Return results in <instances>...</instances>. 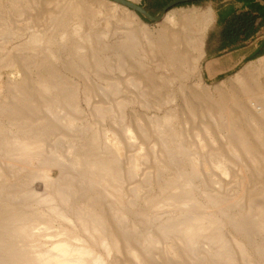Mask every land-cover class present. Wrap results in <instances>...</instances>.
<instances>
[{
  "label": "rangeland",
  "instance_id": "rangeland-1",
  "mask_svg": "<svg viewBox=\"0 0 264 264\" xmlns=\"http://www.w3.org/2000/svg\"><path fill=\"white\" fill-rule=\"evenodd\" d=\"M110 2L114 1L0 0V164L16 162V145L20 137L41 131L46 134L49 132L43 135L41 156L33 158L28 164L24 162L23 167L13 168L9 175L0 178V195L3 198L10 196L13 199V195L18 198L11 205L2 204L4 218L1 220L4 228L0 235L9 240H6L7 245L21 248L23 252L33 254L37 249H46L54 239L50 235L59 233L68 225L65 218L73 219L80 212L53 194L52 186L43 184L41 179L32 177V174L42 173L43 169L48 168L45 160L55 158L59 164L48 168L49 175L66 185L70 172L78 173L75 168L64 165L65 161L71 159L70 150L74 149V139L80 144L85 143L88 150L97 155L101 152L115 159L116 155L108 143L110 139L122 148V156L116 160L123 176L117 181L116 189L107 184L98 185L97 182L94 190L104 193V201L110 211L115 205L119 206V212L111 216L112 224L123 226L136 223L133 246H138L149 234L157 235V244H149L145 249L153 264H206L203 240L184 239L188 228L186 225L193 222V216L202 214L204 210L197 197L210 205L205 209L206 212L212 211L223 222L237 212L238 206H227L223 212H219L208 201V195L220 194L233 200L242 195L246 188L264 194V175L259 173L261 165L264 166V141L256 140L257 149L253 153L263 159H250L239 139L231 134L232 129L227 120L232 116L224 115V111L217 109L218 95L200 93L196 79L191 74L173 80L171 75L174 68L168 63L161 65L169 59L158 45H153L151 51H147L125 43L131 26L129 17L124 16L126 20L120 22L115 19ZM216 2L201 0L168 10L176 12V29L185 27V36L192 40L189 46L191 52L194 42L203 43L204 55L199 60L203 84L214 86L223 81L228 82L250 64L258 69L255 80L264 83V57L216 76L207 74L205 53L213 26V4ZM137 3L146 7L144 0ZM81 4L86 8L75 14L74 9L82 7ZM109 8L112 13L105 10ZM190 9L197 10L191 26L178 18L184 10ZM63 11L67 12L68 21L66 26L63 24L60 27L57 19ZM208 11H211V17L207 15ZM140 17L149 26L150 32L156 31L163 20L157 22ZM207 18L211 19L210 23L207 30L201 33L200 22ZM48 74L53 77L55 84H59L63 77L67 79L61 81L59 86L63 87L59 89L68 91L67 94L71 91L68 95L79 98L77 109L66 115L67 118H73L70 126L64 122V115L46 112L47 103L56 98L55 91L56 94L59 92L53 87L55 91L51 89V93L46 94L40 88V81L49 77ZM233 80L231 85L229 81L223 88L230 96L233 93L232 84L238 83ZM39 93L43 95L37 96ZM260 94L264 96V90L234 95L239 101H234V96H231L232 101L228 104L240 120L239 126H245L243 129L248 133L253 131L251 124L256 117L254 108L252 110V106L248 105L251 101H257ZM30 100L38 102V108L34 110L36 112L29 108ZM54 109L55 113H59V109ZM16 111L21 112L24 118L17 115ZM127 129H131L133 138L127 135ZM168 135L173 136L171 145L165 143ZM165 150L169 153L168 157L163 155ZM166 164L170 167H166ZM220 164H226V170ZM180 175L191 177L192 183L183 186L185 191L181 190L182 193H175L180 184ZM3 181L6 182L2 185ZM81 183L79 181L76 188L85 184ZM38 191L49 195L48 204L38 199ZM172 195L177 205L166 206ZM220 230L219 244L214 246L216 249H225L227 253L219 259L218 264H264V232L259 233L256 228H252L250 236L246 237L230 224ZM237 238L246 241L252 250V257L251 254L241 255ZM5 249L10 248L6 246ZM116 257L122 261L129 260L127 249L115 254Z\"/></svg>",
  "mask_w": 264,
  "mask_h": 264
},
{
  "label": "bare ground",
  "instance_id": "bare-ground-1",
  "mask_svg": "<svg viewBox=\"0 0 264 264\" xmlns=\"http://www.w3.org/2000/svg\"><path fill=\"white\" fill-rule=\"evenodd\" d=\"M130 1L137 3L139 0H130ZM114 2H110V4L112 5L111 6L112 9L109 8L105 10H109L108 12L110 13H112L111 11L113 10V16L115 19H118L119 22L120 20L122 21L124 19V16L127 15L129 17V23H131L130 30L128 31V36L125 37L126 39H124L125 40L124 42L125 43L128 42L129 44L131 43L132 45L142 47L143 50H147V51H151V49L153 48V45H158L159 47H161V49H163L164 52L167 53V57L169 59L168 61L163 62L161 65L164 66L168 63L170 66L174 68L173 73L171 75L173 77V80L181 76H184V75L189 76L191 74L196 79V84H197V87L200 93H206L209 96H212V94L214 93L218 95L217 97L218 102L216 105L218 107L217 109L221 112L224 111L225 113L224 115L232 116L228 118L227 120L228 123L226 122L228 126L230 127V129H232L231 134L233 133V136L239 139L240 145L243 147V149L245 150V152L247 153L250 159L254 160L256 159V157L263 159L264 157L262 158L260 157V155L258 156L256 154L255 156L254 152L257 149L256 140L263 139L264 141V96L262 94L258 95L257 96L258 100L251 101V103L248 105V106H252L251 107L252 110L254 108L253 112L256 114V117L253 115L255 117L254 122L253 120H251L253 122V124H251L253 125V131L250 133H248V131H245V129H243V127L245 126L243 127L239 126L240 120L237 119L238 117L235 116L236 114L233 112L234 111L233 108L230 109L228 107L229 101H232L230 100L231 96H234V95L238 96L242 94L245 95L252 91L260 92L264 90V83L263 82L258 83V81H256L257 80L256 75H257L258 69L254 68L253 65L250 64L244 69H242L241 71H239L237 74H235L233 77H231L229 79L230 85H231L232 79H234L233 81L236 80L238 82V83H235L237 84L236 86L234 83L232 84L234 85V87L232 86L233 91H231L232 89L230 90L231 92H233L231 93V96L227 95L228 93H225L226 89L223 90V88L226 85H228L227 83L229 81L228 82L223 81L218 84H215L214 86L203 84L200 73H199V60L204 55L203 43L200 41L194 42L193 51L192 52L190 51L189 46L191 45L192 40L190 37L188 39V37L185 36V32H184L185 27L181 29H176V24H177L176 15H175L176 12L174 11L168 12L164 16L163 20L161 21L159 25L160 27L156 29V31L150 32L151 29L149 30L148 28L149 26H147V24L141 19V17L138 15L136 11L131 10L128 7L126 8V6L124 7V5L121 6V4L119 5V3L116 4L117 2L116 3ZM84 8H86L84 7V5L82 7L80 6V7L75 8L74 9L75 14L81 12V10L83 11ZM196 11H197L196 9L184 10V12L180 14L178 18L185 21V23H187L188 25L193 24L192 20L195 17L194 14L196 13ZM66 13L65 11H63L62 13H60V15H58L59 17L57 19L58 26L61 27L63 26V24L67 23L68 17ZM106 14L108 15V13ZM210 14H211V11H208L207 15L210 16ZM210 20H211L210 18L201 20L200 22L201 28L199 30L201 31V33L207 30ZM81 23L82 22H80L79 24ZM80 27L81 25L78 26V28ZM61 46L63 47L64 44H62ZM60 59H61V55H60ZM64 61L65 59L63 60V62ZM60 64L62 65V62ZM47 76H49V74ZM61 79L65 80L64 77ZM61 81L59 84H62ZM65 81H67V79ZM59 84H55L54 79L51 76L43 78V80L40 81V88H42L44 93L46 94L51 93V89H53V87L57 88L58 91L60 92L56 94L55 88L52 90V91H55L54 96H56V98H52L51 102H49V104L47 103L48 106L46 108V112L50 115H64L63 116L64 122L66 121V124L70 126L72 125L73 118L72 116H70V118H67L66 115L69 116L71 112H74L77 109L78 107L77 102L79 98L77 99L75 95H71V96L68 95L70 94L71 91L67 94L68 91L64 92V89L60 90L59 88L61 85L59 86ZM62 87L63 86H61V88ZM260 88H263V89L260 90ZM75 93L78 96L77 92ZM33 95H36V94H33ZM38 95L40 97L43 94L40 95L39 93L37 94V96ZM235 100L239 101L238 97L236 99V97L234 96V101ZM29 102H30L28 104L30 105L29 108L32 111L37 110L38 105L36 103L38 102L36 100H30ZM41 102L43 104V99L41 100ZM230 107H232L231 104H230ZM54 108H57V110L59 109V113H55L56 110ZM16 112H18L17 115L19 116L22 115L23 117V114L21 112L19 111H16ZM52 123L53 122H51V124ZM41 129L43 128L41 127ZM126 132L129 137L131 138L134 137L131 132V129H127ZM46 133L41 131V132H36L31 135L28 134L30 136H25L24 138L20 137L21 139L18 142L19 144L16 145V152H15L18 159L16 160V162L10 161L7 163L4 162L3 164H0V178L6 175H9L11 173V169L13 168L15 170V168L23 167L24 162L28 164L33 158L35 159V157L41 156V150H42L41 147L44 143L43 135ZM3 140H7V139H3ZM74 140L75 141L72 142L73 143L72 147L74 149L70 150V153L72 155L71 159L69 161H65L64 165L75 168L76 170H78V173L70 172L71 174L70 176H68V182L66 183V185H62L60 184V182L53 180L51 176L49 175L48 168L52 167L53 165L59 164L55 158H47L45 160V165L48 168H46L45 170L43 169L42 173L38 172V173L32 174V177L39 178L42 180L40 181L43 182V184L46 183L48 184V186L49 185L52 186V193L57 195L64 201H66L68 204H70L75 209L78 208V211L80 212V214H78L73 219H69L66 217L65 219L68 225L62 231L58 230L59 233L50 235L51 237H54V239L51 241L50 245L46 249L44 250L37 249L33 251V254L31 252L29 253L26 251L23 252L21 248L16 249L15 247H11V244L7 245L6 243L7 239L5 240L0 235V264H153L150 262L149 256L147 252L145 251V249L147 245L149 244H157L158 242L157 235L155 236V235L149 234L144 239H142V241L139 243L138 246L137 245L133 246L132 240L135 238L134 234H135L136 223L131 222V224H127L123 226H121L119 223L117 224L115 223V225L112 224L111 216L113 217V214L119 212V206L115 205L110 211L108 205L104 201V196H105L104 193L94 190V185L97 182H98V185L107 184L108 186L116 189L115 187H117L116 186L117 181L120 179L121 176H123L122 175L123 172L121 171L120 167L117 168L118 162L116 160V159H120L122 156V148L119 146V143H115L114 141L111 142L110 139L108 140L109 145L111 146V148L113 149V152L116 155V158L114 159L113 157L104 155L101 152L97 155L96 153L89 151L85 143L80 144L78 140L76 139ZM165 143L167 145L173 144V136L172 135L166 136ZM163 155L164 156L166 155V157H168L169 153H167V151L165 150ZM139 156L137 155V157ZM166 167H170L169 164H166ZM176 167H179V165ZM220 167L223 168V170H226V164H222ZM261 167H260L259 173L264 175V166L261 165ZM223 173L226 174L227 172H223ZM180 176H181V178L179 179L180 184L177 185L175 193L181 192V190L185 191L183 186H190L192 183L191 177L189 176L187 177L186 175L185 177L184 176L182 177V175ZM84 177H86L85 180H84ZM79 181L85 184L82 187L76 188L77 183ZM5 182L3 181L2 185ZM253 191L247 188L243 189L242 195H239L238 197H236V199L234 198L233 200H229L228 198H225V196H222L220 194H218L217 196L208 195L207 197L209 199L208 201L211 202L213 207L219 209V212H223L227 206H238L237 212L233 213L230 217H228L227 222H225V220L227 219H225L222 222L223 219L221 218L218 219L213 214L212 211L211 213L210 211L206 212L205 209L210 207V205L205 204L202 200H199V198L197 197L200 207L203 208L204 210H202V214H197L193 216L192 217L193 222L188 223L186 225L188 228L186 229L184 239L199 238L203 240V244L205 247L203 258H205L204 261H206V264H218L220 261L219 259H221L227 253L225 249H222V248H221L222 250L216 249L214 245L219 244L218 243L219 242L218 230L221 231L220 229L224 228L228 224L232 226L234 225L238 229V231L241 233V235L246 236V237L250 236V233L252 232V228H256V230L259 233L264 232V194L259 191H256V193ZM37 195H38V199L41 202L48 204V201L50 200V197L48 198L49 195L42 193L40 191L37 192ZM115 196L117 197V195ZM3 197L4 196L0 195V231L4 228L3 222L1 220L4 218L3 217L4 207L2 206V204L9 203L11 205L12 201L18 200V198L15 195H13V197H15L13 199H11L10 196L9 198L8 197L3 198ZM73 197H75L74 202L72 201ZM167 202L169 204L168 205L166 204V206H169V207L177 205V200L173 195L169 197V200ZM13 223L14 221L12 222V224ZM39 228L36 227L35 229L39 230ZM196 236H199V237H196ZM236 242L240 248V253L242 256L251 254L252 250L249 249L245 240H243L242 238L241 239L237 238ZM6 246L9 247L10 249H5ZM171 248L173 249V246H171ZM124 249H127V252L129 254V260L122 261L119 257L115 258V254L122 253ZM252 256L253 254H251V257ZM177 259H179V257ZM193 259H195L194 256H193Z\"/></svg>",
  "mask_w": 264,
  "mask_h": 264
},
{
  "label": "crops",
  "instance_id": "crops-1",
  "mask_svg": "<svg viewBox=\"0 0 264 264\" xmlns=\"http://www.w3.org/2000/svg\"><path fill=\"white\" fill-rule=\"evenodd\" d=\"M211 34L206 46V72L216 76L264 57V0H217ZM250 17L254 34L233 40L228 33L243 31L238 20ZM247 27V25H246Z\"/></svg>",
  "mask_w": 264,
  "mask_h": 264
},
{
  "label": "water",
  "instance_id": "water-1",
  "mask_svg": "<svg viewBox=\"0 0 264 264\" xmlns=\"http://www.w3.org/2000/svg\"><path fill=\"white\" fill-rule=\"evenodd\" d=\"M113 1L136 11L140 16H143L144 18L150 21L159 22L163 19L164 15L168 12L170 8L180 4L194 2L197 0H172L158 14H153L147 7L130 0H113Z\"/></svg>",
  "mask_w": 264,
  "mask_h": 264
},
{
  "label": "trees",
  "instance_id": "trees-1",
  "mask_svg": "<svg viewBox=\"0 0 264 264\" xmlns=\"http://www.w3.org/2000/svg\"><path fill=\"white\" fill-rule=\"evenodd\" d=\"M170 1L172 0H144L146 7L151 11V13L156 14L158 12H160ZM201 0H197L194 1V3L196 2H200ZM191 3V2H190ZM155 9V10H153ZM239 21H241L242 23H244L245 28L243 31H233L232 33H228L229 36H232L233 40H237L241 34L245 35V36H250L252 34H254V31L251 27V19L250 17L247 16H242L240 18H238ZM247 25V27H246Z\"/></svg>",
  "mask_w": 264,
  "mask_h": 264
}]
</instances>
